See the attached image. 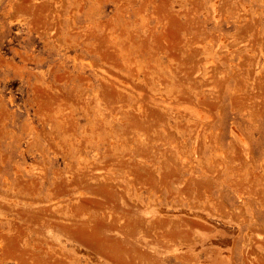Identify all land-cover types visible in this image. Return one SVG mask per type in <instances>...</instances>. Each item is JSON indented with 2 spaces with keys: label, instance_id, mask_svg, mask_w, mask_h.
Segmentation results:
<instances>
[{
  "label": "rangeland",
  "instance_id": "1",
  "mask_svg": "<svg viewBox=\"0 0 264 264\" xmlns=\"http://www.w3.org/2000/svg\"><path fill=\"white\" fill-rule=\"evenodd\" d=\"M223 1L0 0V264H264V0Z\"/></svg>",
  "mask_w": 264,
  "mask_h": 264
},
{
  "label": "bare ground",
  "instance_id": "2",
  "mask_svg": "<svg viewBox=\"0 0 264 264\" xmlns=\"http://www.w3.org/2000/svg\"><path fill=\"white\" fill-rule=\"evenodd\" d=\"M223 1V0H222ZM221 2V1H220ZM224 2V1H223ZM216 4V3H215ZM217 6V5H216ZM217 9V8H216ZM216 12V11H215ZM212 16V15H211Z\"/></svg>",
  "mask_w": 264,
  "mask_h": 264
}]
</instances>
